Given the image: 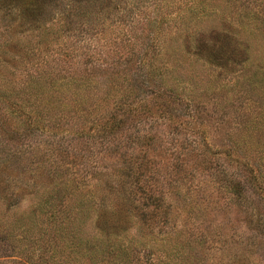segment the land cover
<instances>
[{
  "label": "rangeland",
  "instance_id": "rangeland-1",
  "mask_svg": "<svg viewBox=\"0 0 264 264\" xmlns=\"http://www.w3.org/2000/svg\"><path fill=\"white\" fill-rule=\"evenodd\" d=\"M45 1L0 0V264H264V0Z\"/></svg>",
  "mask_w": 264,
  "mask_h": 264
},
{
  "label": "trees",
  "instance_id": "trees-1",
  "mask_svg": "<svg viewBox=\"0 0 264 264\" xmlns=\"http://www.w3.org/2000/svg\"><path fill=\"white\" fill-rule=\"evenodd\" d=\"M23 3L25 10H30L31 12H38V10H42L46 5L45 0H23ZM12 8L15 10V3ZM16 9H18V7Z\"/></svg>",
  "mask_w": 264,
  "mask_h": 264
}]
</instances>
